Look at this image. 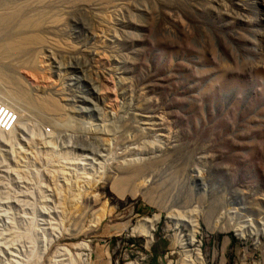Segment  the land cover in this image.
Here are the masks:
<instances>
[{"label": "rangeland", "instance_id": "1", "mask_svg": "<svg viewBox=\"0 0 264 264\" xmlns=\"http://www.w3.org/2000/svg\"><path fill=\"white\" fill-rule=\"evenodd\" d=\"M17 6L30 23H0V44L29 40L0 55L21 116L0 131V264H264V234L236 230L264 229V0H0V14Z\"/></svg>", "mask_w": 264, "mask_h": 264}, {"label": "bare ground", "instance_id": "2", "mask_svg": "<svg viewBox=\"0 0 264 264\" xmlns=\"http://www.w3.org/2000/svg\"><path fill=\"white\" fill-rule=\"evenodd\" d=\"M49 1V0H48ZM3 3V2H2ZM26 7V6H25ZM38 9V8H37ZM2 10V9H1ZM24 8L21 7H18L15 9V8H12V10H10L9 12H5V13H1L0 14V23L1 24H4L1 25L4 27H6V24H12V23H17L20 27L21 26H26V24H29L30 23V20L27 19V17L24 15ZM7 11V10H6ZM32 22V21H31ZM51 23V22H50ZM61 24V23H60ZM13 25V24H12ZM16 25V24H15ZM54 25V24H53ZM51 26V25H50ZM10 27V26H9ZM52 27V26H51ZM57 27L56 25H54V28ZM65 29V28H64ZM22 30V29H21ZM24 31V30H23ZM24 34V33H23ZM28 35V34H27ZM13 36V35H12ZM8 37L7 40H5L4 42H2L0 44V55H4V54H8L9 52H12V51H21L23 49H25V45H26V41L28 40L27 37H20V38H17L18 36H13V37ZM34 38V36H32ZM30 38V37H29ZM1 39V38H0ZM29 41V40H28ZM30 43V42H29ZM83 70V69H82ZM6 81L8 79H5ZM10 81V80H8ZM21 87V86H20ZM17 90V89H16ZM61 90V89H60ZM6 93H7V90L5 89ZM21 93V96L23 98H25V92H20ZM11 96H13L11 93H10ZM4 97V96H3ZM14 98V97H12ZM9 103V102H8ZM40 105H41V108L43 107V109H46V110H49V111H53L55 110V107H54V104H49L47 102H44V101H41L39 102ZM10 104V103H9ZM11 105V104H10ZM12 106V105H11ZM14 107V106H13ZM17 109V108H16ZM18 110V109H17ZM19 111V110H18ZM20 113V111H19ZM20 119H21V116H20ZM20 119L18 122H20ZM18 124V123H17ZM16 128V127H15ZM14 128V130H15ZM13 130V131H14ZM1 131V130H0ZM12 131V132H13ZM2 132V131H1ZM4 133V132H3ZM5 134H9L10 133H5ZM53 174V173H52ZM54 176V175H52ZM63 176V175H62ZM64 178V177H63ZM144 179V178H143ZM148 179V178H147ZM72 183V182H71ZM59 185V184H58ZM58 188V187H57ZM71 190V189H70ZM64 195V194H63ZM70 211V210H69ZM66 213V212H65ZM160 217L159 216H155L153 219H145V225H141V230L144 232H147L149 235L151 234L150 231H153L154 230V223L155 221H158ZM194 218V217H193ZM179 219H182V218H179ZM196 218L192 219V217H189L187 219L184 220V222L187 224V225H193L197 228V225L195 223H193V221H195ZM160 220V219H159ZM197 222V221H196ZM222 229H225V225H222L221 226ZM140 230V229H139ZM236 230H237V235L240 237V238H245L246 236L250 237V236H256V244H258V236L261 235V234H264V229L262 230H255V231H247V229H244L240 226H236ZM196 232H198L197 230L192 232V234H190L191 236L189 237L192 241V243H195L197 244L198 241L196 240ZM60 236V234H58ZM57 239V238H56ZM200 244V243H199ZM82 248L85 249V250H90L89 249V245L87 243H82ZM67 252V251H66ZM71 253V252H69ZM198 253V254H197ZM197 256L200 255V251L199 249L197 248ZM78 255H80L83 260H84V264H87L88 260H89V257H90V252L86 253V252H81L79 253ZM201 260V258L199 259ZM90 262V261H89ZM193 264V263H192Z\"/></svg>", "mask_w": 264, "mask_h": 264}, {"label": "built area", "instance_id": "3", "mask_svg": "<svg viewBox=\"0 0 264 264\" xmlns=\"http://www.w3.org/2000/svg\"><path fill=\"white\" fill-rule=\"evenodd\" d=\"M19 119H20L19 111L15 107L11 106L8 103L7 99L4 98L2 96V93L0 92V130L4 133H11L14 130V128L17 126ZM51 131L52 130L50 127L45 128V132L47 134H50ZM7 216L9 215L7 214L6 217ZM147 257L148 255L137 257L135 262L132 261L128 264H146Z\"/></svg>", "mask_w": 264, "mask_h": 264}]
</instances>
